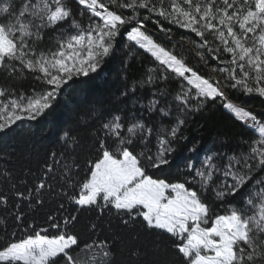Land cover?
<instances>
[{"label":"snow or ice","instance_id":"obj_1","mask_svg":"<svg viewBox=\"0 0 264 264\" xmlns=\"http://www.w3.org/2000/svg\"><path fill=\"white\" fill-rule=\"evenodd\" d=\"M150 20L160 31L170 32L165 21L195 34L196 55L205 65L217 62L212 71L218 78L206 77L157 43L146 29ZM210 35L219 42L215 47ZM125 36L158 64L126 84L111 110L89 109L75 126L61 128L60 159L51 153L53 163L45 164L42 177L29 172L31 187L27 177L0 169V209L23 226L22 203L31 209L51 195L77 206V212H108L124 227H140L156 236V250L166 239L175 256L171 264H264V117L228 95L231 89L264 97V0H0V137L25 121L48 119L74 85L101 80L118 38ZM27 75L45 89L17 93ZM170 80L179 87L161 86ZM209 101L234 113L251 135L242 134L228 151L194 145L184 157L183 181L161 178L172 166L175 145L186 139L189 115ZM85 149L87 174L81 176ZM54 165L60 166L58 179ZM208 191L213 201L206 199ZM216 200L226 214L213 213ZM64 209L60 203L58 211ZM77 218L64 216L61 224L50 215L45 228L27 225L26 237L0 242V264H81V253L87 264H117L114 239L82 243L71 230ZM0 223L7 233L3 217ZM91 228L95 233L97 225ZM147 255L138 246L129 258Z\"/></svg>","mask_w":264,"mask_h":264},{"label":"trees","instance_id":"obj_2","mask_svg":"<svg viewBox=\"0 0 264 264\" xmlns=\"http://www.w3.org/2000/svg\"><path fill=\"white\" fill-rule=\"evenodd\" d=\"M72 7H77L73 3ZM88 21L85 19L84 24ZM165 28H170V32L160 31L159 25L153 21H148L146 29L153 39L168 50H173L175 54L185 58L186 63L198 69L206 77H216L218 74L212 69L216 67V61H209L207 65L196 55V47L191 41L199 43V38L195 34L188 33L176 26L169 25L161 21ZM209 40L215 47L219 42L215 41L210 35ZM119 44L116 55L106 64L104 74L101 80L89 81L87 85L76 84L69 93L60 99L56 112L48 119L38 118L37 121H25L15 129L11 135L0 137V169L5 167L14 170L18 177L28 179V187H31L34 180L28 175L34 173L37 178L43 176L45 164H52L51 153H57L56 159H60L59 153L62 151L61 142L58 139V132L63 127L75 126L77 120H83V113L89 109L111 110L116 103L115 97L119 95L125 85H131L132 82L141 77L149 68L158 64L153 57L143 49L135 46L134 43L127 41L126 36L118 38ZM223 59H230V56L224 54ZM223 67V65H221ZM83 79V78H81ZM3 83V81H0ZM19 83L17 93L21 90L26 95H34L45 89L46 85L42 81L35 79L34 75H27ZM169 89H176L179 84L175 80H170L162 84ZM229 99L245 110L264 117V97L257 94H244L242 91L229 90ZM250 132L245 128V122L239 120L234 113L225 110L219 101L213 103L209 101L207 105L199 112L192 113L188 117V122L184 128L182 139L175 145L174 152L169 159L173 162L172 166L165 167L164 171L159 173L161 178L164 176L180 177L183 181L184 157L190 155L188 151L194 145L201 149H207L213 144L216 147L223 146L224 151L235 148L241 140L242 134ZM62 135V133H60ZM258 139V136H257ZM185 145L187 147H185ZM85 151L80 152L81 176L87 174L85 160L88 159ZM5 161H8L6 164ZM56 172L53 175L59 178L60 166L54 165ZM54 184L56 191L59 187L56 181H50ZM173 182H178L175 179ZM23 190V186L21 187ZM79 193V189H76ZM44 203L36 205L29 209L22 203V209L25 213L23 226H17V222L11 216L0 209V217L7 222V233L4 232V224L0 223V242L10 240L16 242L19 238L26 237L27 225H35L37 230L48 226V217H56L62 224L64 216L76 215L74 227L71 229L74 234H78L81 242H87L90 239L111 237L115 241L113 249L114 258L117 264H152L159 259L162 264H171L175 256L167 240L161 238L159 249L154 245L157 242L155 235L145 233L140 227H124L118 218L105 212L101 216L98 211L80 210L76 211L75 205L70 204L66 199L44 196ZM206 199L213 201V193L206 192ZM64 203L65 209L59 210V204ZM214 214H226V206L219 200L212 203ZM96 224L97 229L93 232L91 225ZM54 232L55 230H50ZM16 236L13 237L12 233ZM139 237L135 239L134 237ZM142 247L148 252L146 257L142 256L138 260L129 258V253L135 247ZM81 264H87L84 253H81Z\"/></svg>","mask_w":264,"mask_h":264}]
</instances>
